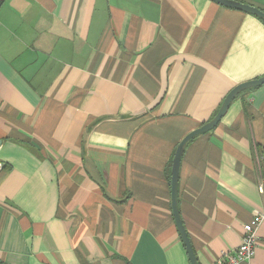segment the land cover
Instances as JSON below:
<instances>
[{
  "label": "crops",
  "instance_id": "1",
  "mask_svg": "<svg viewBox=\"0 0 264 264\" xmlns=\"http://www.w3.org/2000/svg\"><path fill=\"white\" fill-rule=\"evenodd\" d=\"M263 76L264 21L212 0H4L0 262L191 264L176 150ZM262 183L264 84L184 149L179 211L198 264L240 246ZM257 234L241 264H264V223Z\"/></svg>",
  "mask_w": 264,
  "mask_h": 264
},
{
  "label": "water",
  "instance_id": "2",
  "mask_svg": "<svg viewBox=\"0 0 264 264\" xmlns=\"http://www.w3.org/2000/svg\"><path fill=\"white\" fill-rule=\"evenodd\" d=\"M218 4H221L225 7H229L232 9L240 10L249 14H253L255 16H258L264 21V11L261 10L260 8H257L255 6L245 4L239 1L235 0H212ZM264 84V76L261 78H258L256 80H251L248 82H244L242 84H239L236 86L225 98L218 114L215 116L214 119H212L210 122L204 124L200 128L190 132L179 144L176 154L173 160V167H172V181H171V186H172V208H173V214L175 217V221L179 230V233L182 237V240L184 242V245L186 247L189 260L191 264H198V260L196 257V253L194 251V248L192 246L190 237L188 235V232L185 229L183 220L180 215L179 211V202H178V192H179V172H180V164H181V159L184 153V149L186 145L196 136L207 133L214 128L217 127L223 116L226 114L227 110L229 109L232 101L236 98V96L242 92L245 89H250L254 87H258ZM1 143V142H0ZM4 167V164L0 162V171Z\"/></svg>",
  "mask_w": 264,
  "mask_h": 264
},
{
  "label": "built area",
  "instance_id": "3",
  "mask_svg": "<svg viewBox=\"0 0 264 264\" xmlns=\"http://www.w3.org/2000/svg\"><path fill=\"white\" fill-rule=\"evenodd\" d=\"M3 2L4 0H0V5ZM260 191L262 193L264 192L263 183L260 185ZM263 223L264 211L256 214L251 222L244 225L242 243L240 246L232 252L225 253L217 264H241L245 261H249L254 256L259 241L257 231Z\"/></svg>",
  "mask_w": 264,
  "mask_h": 264
},
{
  "label": "trees",
  "instance_id": "4",
  "mask_svg": "<svg viewBox=\"0 0 264 264\" xmlns=\"http://www.w3.org/2000/svg\"><path fill=\"white\" fill-rule=\"evenodd\" d=\"M0 264H4L3 262H0Z\"/></svg>",
  "mask_w": 264,
  "mask_h": 264
}]
</instances>
